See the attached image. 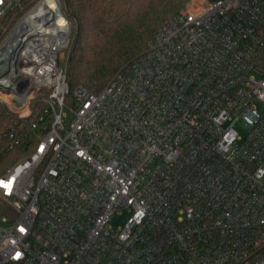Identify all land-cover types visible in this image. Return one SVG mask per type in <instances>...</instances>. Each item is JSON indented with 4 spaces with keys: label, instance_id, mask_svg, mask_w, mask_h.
I'll return each instance as SVG.
<instances>
[{
    "label": "built area",
    "instance_id": "2783aa9c",
    "mask_svg": "<svg viewBox=\"0 0 264 264\" xmlns=\"http://www.w3.org/2000/svg\"><path fill=\"white\" fill-rule=\"evenodd\" d=\"M0 31V264H264V0H189L98 93L65 0Z\"/></svg>",
    "mask_w": 264,
    "mask_h": 264
},
{
    "label": "trees",
    "instance_id": "16d2710c",
    "mask_svg": "<svg viewBox=\"0 0 264 264\" xmlns=\"http://www.w3.org/2000/svg\"><path fill=\"white\" fill-rule=\"evenodd\" d=\"M73 24L67 83L100 92L147 48L151 37L189 0H65ZM1 36V31H0ZM17 114L0 104V142ZM7 141V140H6ZM8 142V141H7ZM8 162L23 151L7 150Z\"/></svg>",
    "mask_w": 264,
    "mask_h": 264
},
{
    "label": "rangeland",
    "instance_id": "374dc122",
    "mask_svg": "<svg viewBox=\"0 0 264 264\" xmlns=\"http://www.w3.org/2000/svg\"><path fill=\"white\" fill-rule=\"evenodd\" d=\"M25 113L28 114L29 112L25 111ZM236 129L238 130V132H240V134H243L245 132V130L240 126H237ZM128 216H129V213L126 210L123 211L121 214L115 215V218L113 220L114 225L117 227H120L124 223V221L127 219Z\"/></svg>",
    "mask_w": 264,
    "mask_h": 264
},
{
    "label": "bare ground",
    "instance_id": "6f19581e",
    "mask_svg": "<svg viewBox=\"0 0 264 264\" xmlns=\"http://www.w3.org/2000/svg\"><path fill=\"white\" fill-rule=\"evenodd\" d=\"M49 3V2H48ZM51 3V7H54L52 6L54 4V2H50ZM46 4V3H45ZM60 21V20H59ZM32 30L33 32H37L38 30H40L42 28V23L40 24H37V21L34 19L32 20Z\"/></svg>",
    "mask_w": 264,
    "mask_h": 264
},
{
    "label": "water",
    "instance_id": "95a60500",
    "mask_svg": "<svg viewBox=\"0 0 264 264\" xmlns=\"http://www.w3.org/2000/svg\"><path fill=\"white\" fill-rule=\"evenodd\" d=\"M9 64L5 62L4 64H0V77L5 75L8 72Z\"/></svg>",
    "mask_w": 264,
    "mask_h": 264
}]
</instances>
